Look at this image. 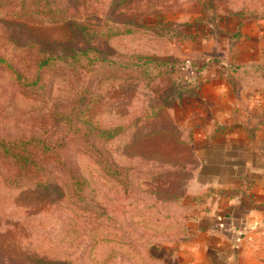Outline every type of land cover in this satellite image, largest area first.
Masks as SVG:
<instances>
[{"label":"rangeland","instance_id":"rangeland-1","mask_svg":"<svg viewBox=\"0 0 264 264\" xmlns=\"http://www.w3.org/2000/svg\"><path fill=\"white\" fill-rule=\"evenodd\" d=\"M115 1L81 3V35L0 5V264H179L175 224L202 205L207 192L194 182L211 175L199 173L194 122L264 119V75L221 70L234 39L225 29L264 18V0ZM91 46L101 53L88 59L104 62L67 59ZM191 64L202 67L195 76ZM214 72L228 97L199 94ZM88 124L120 131L104 141L81 135Z\"/></svg>","mask_w":264,"mask_h":264},{"label":"crops","instance_id":"crops-1","mask_svg":"<svg viewBox=\"0 0 264 264\" xmlns=\"http://www.w3.org/2000/svg\"><path fill=\"white\" fill-rule=\"evenodd\" d=\"M237 27L234 33L235 27L225 29L235 40H227L221 57L227 64L263 66L264 18H246ZM206 42L214 46L213 39ZM213 74L199 94L209 90L229 95L228 86L218 73ZM198 121L192 137L196 156H204L199 173L211 175L194 182L197 191L204 189L207 194L202 205L182 221L185 236L175 243L177 262L264 264V121L228 115H206ZM202 122L203 131L198 125Z\"/></svg>","mask_w":264,"mask_h":264},{"label":"trees","instance_id":"trees-1","mask_svg":"<svg viewBox=\"0 0 264 264\" xmlns=\"http://www.w3.org/2000/svg\"><path fill=\"white\" fill-rule=\"evenodd\" d=\"M5 1V2H4ZM85 1L88 0H0V5H8L10 7V14H13V16L16 17H25V16H39L41 18H45L46 20H48L49 22L52 23H57V22H65V23H70V27L72 28L73 31H75L76 33H78L77 31H79L78 34L81 35V32H86V28L83 26V24H80V19L82 16H85V12L83 11L84 9L82 8L81 3H84ZM113 0H110V2H112ZM130 0H117L115 1V9L121 5L124 4L126 2H128ZM63 3V5H62ZM66 4H68L69 6L66 7ZM112 4V3H111ZM203 5V9L206 6V3H202ZM208 8H205L204 10H211L210 6H207ZM82 10V11H81ZM70 11V12H69ZM111 13V12H110ZM110 13L106 14V19L109 21L110 20ZM71 14V15H70ZM94 16V15H93ZM71 20V21H70ZM123 26V34H131L132 33V29L126 28L127 23L121 21L120 23ZM211 26V24H210ZM108 36L111 37L112 35H114V33H110V31H108ZM85 34V33H84ZM89 50V51H88ZM73 56H69L67 57V59L70 58H75L77 56V54L80 55H84V58H86V60H88V62H95V61H105V59L103 57L100 58H90V60L88 59L87 52H92L93 55H98L100 54V50H98L95 46H91L88 47L87 51L85 50H78V49H73ZM133 58L137 59V61H143V64L146 65H150V64H156L157 66L160 65L162 62L160 61V59H158L155 56L152 55H136V56H132ZM48 61H51V58L45 57L42 58L39 61V64H37V68L41 69L43 67H45L48 64ZM139 65V64H137ZM9 67L11 68V70L13 71V73L15 75H17L18 72H16L14 70V68L12 67V65H9ZM134 67H138V66H134ZM189 68L191 70L192 75L195 76L196 72L200 71L201 68H197L195 64H191L189 65ZM123 69H128L127 65L123 67ZM247 69L253 70L255 73H262L264 75V65L263 66H240V65H233V64H226V65H221V70L222 73L225 74V76H230L231 74L235 73L236 71H247ZM155 78V77H153ZM98 83H100V81H96V85L98 86ZM97 101L96 99H92L90 102L95 103ZM75 107H77V105H75ZM77 110V109H76ZM152 116H157L156 113H152ZM148 118V117H146ZM144 118V120L146 119ZM264 121V119H261L260 122L262 123ZM84 123V122H83ZM78 129L81 127H77ZM81 135H84L86 133V135H90L92 133L96 134V138H100L103 139L104 141H107L109 139L114 138L120 131V128H107V129H100L99 127H94L91 124L87 125V129H81ZM253 130L252 128H249L248 132L251 133ZM80 135V134H79ZM43 146H45L46 148H50V145L47 143H43ZM8 154L9 153H6ZM11 157H13L16 162H18L19 160L23 159V157L19 156V155H12L10 154ZM25 161V160H24ZM40 187L42 189H46L47 186L42 184L40 185ZM174 197V195H172ZM175 223V221H174ZM176 226V230H177V237L183 239L185 236V230H184V226L183 223L180 222H176L175 224ZM37 264H51L49 261H37Z\"/></svg>","mask_w":264,"mask_h":264}]
</instances>
